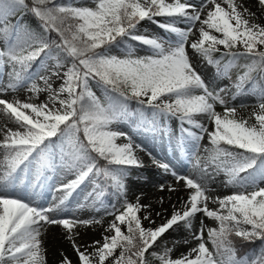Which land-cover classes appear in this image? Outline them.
<instances>
[{
  "label": "snow or ice",
  "instance_id": "obj_1",
  "mask_svg": "<svg viewBox=\"0 0 264 264\" xmlns=\"http://www.w3.org/2000/svg\"><path fill=\"white\" fill-rule=\"evenodd\" d=\"M256 7L264 16V0ZM257 12L238 0H0V113L14 126L0 127V264H47L42 236L53 225L66 231L79 264H264V24ZM144 21L166 35L146 34ZM141 47L147 54H138ZM193 57L213 75L205 78ZM22 89L26 100L2 98ZM227 95L253 96L259 111L240 117ZM121 125L195 159L196 175L154 160L188 192L155 227L143 223L155 224L151 205L127 199L130 169L143 165ZM218 175L235 191L212 196L208 179ZM87 188L85 204L114 220L105 229L111 235L80 246L76 229L99 221L63 214ZM45 190L62 195L42 206ZM179 228L191 237L184 244L198 243L174 257L180 241L169 247L165 234ZM237 239L261 247L241 255Z\"/></svg>",
  "mask_w": 264,
  "mask_h": 264
},
{
  "label": "rangeland",
  "instance_id": "obj_2",
  "mask_svg": "<svg viewBox=\"0 0 264 264\" xmlns=\"http://www.w3.org/2000/svg\"><path fill=\"white\" fill-rule=\"evenodd\" d=\"M190 3L196 4V5H200L202 3V0H189ZM239 3L243 4L245 7H249L251 8V10L253 12H257V7H256V0H238ZM75 3L80 4V5H84V4H88L89 0H75ZM226 7V5H224ZM209 7H211V5H209ZM257 23L260 24H264V16H261L259 12H257ZM28 22L32 25L35 24V21L32 20L31 18H27ZM159 19V18H158ZM142 25L145 29H147V33L148 35H154V34H160V35H166L164 33H162V31L157 28L154 24H151L147 21L142 22ZM222 48V46H221ZM223 50V49H222ZM115 54L119 55V52H116ZM139 55H145L147 54V50L144 48H140ZM194 63L197 67V70L205 77V78H209L213 75L214 69L211 66H208L206 64V62H204L202 60V58L198 59L196 57H193ZM229 83L228 80L224 79V80H219L217 81V87H223L224 85H227ZM97 94H100V91L97 90ZM30 94L26 91V90H19L16 93H8L7 95L3 96L2 98L4 99H19V100H26L27 97ZM44 99V96L41 95L39 97V99H34L32 102H36L39 103L40 101H42ZM228 100V104L230 107H236L237 109V115L240 117H244V118H248L252 115L253 112L259 111L258 107H257V101L255 99V97L253 96H238L235 100H233L231 98V96H229V98H226ZM218 112H223V108L220 106H217L216 109ZM253 122V121H250ZM171 128L173 130V134H175L178 129H177V125L175 121L171 122ZM122 128V130L129 132V134L132 136V139L134 141V144L137 145L138 147L136 148V153L139 157V159H141V155L144 153V147L142 145V142L144 140L155 143L156 142V147L155 150L152 153H149V160L154 163L155 161H160V162H165V163H169L171 165V167L173 168L174 163H177V161H184L187 165H188V173L187 172H183L181 174H192V175H196L198 173L197 169H194L192 167V163L195 162V159L193 158L192 163L189 162V159L187 156L181 154L180 152L169 148L168 145V141L167 139H161L159 137H153L151 134H147V133H138V132H134L131 131L129 127L125 126V125H121L120 126ZM208 144V138L207 136H205V139L202 141V146H201V151L197 153V156L203 158L205 156V153L203 151V145H207ZM143 149V150H141ZM143 166L142 167H138L142 170V172L144 173V176H139L137 173L132 174L131 176H128L127 178V186H128V192H127V199L130 202H136L137 201V197L135 196V190L134 188L136 186L138 187H144L148 184V182L152 179V177L154 175H156V169L158 170H163L159 167H157L156 169H153L151 167H149L145 162H142ZM204 163V160L201 159V164ZM156 164V163H154ZM145 165V166H144ZM209 171H211V169H209ZM164 172V170H163ZM166 173V172H165ZM74 177L72 176H68L66 179H72ZM213 179H208V185L209 187L212 189V196H219V197H223L226 195L231 194L233 191H235V189L225 186L224 184V180L225 177L223 175H218L215 177V183H212ZM264 186V185H261ZM83 187V186H82ZM47 191V193H46ZM78 191L80 192V190L78 189ZM91 191V188H87L85 189V191H83L82 193L88 197V192ZM165 192V196H166V191L164 189ZM81 193V192H80ZM175 192H171V193H167V196H170L171 194H174ZM62 195L61 192H53L51 190H45L42 198L40 199L39 203L42 206H51L52 204H54L56 201H54L52 199L53 196L59 198ZM188 196V192L187 190H184V192H180L178 191L176 193V200L178 201L179 199L183 198V197H187ZM171 199L172 196L170 197ZM88 199L90 200L91 198L88 197ZM114 198L112 197L113 201ZM139 200V199H138ZM176 201V202H177ZM139 203H141L142 205H144L142 203L141 200H139ZM106 204V203H105ZM117 207H119V202H116ZM107 205V204H106ZM173 205H176L174 202L170 204H168V207L166 209H164L165 211L167 210V212L164 213V217L160 218L158 221L156 219H158L159 215L157 218H154L151 214V219L155 221V224L150 225L148 221H143L144 226L145 227H155L159 224H162L165 220L166 217H170V215L173 212ZM69 206H70V210L74 207H76V204L73 202H69ZM210 207H218V205H213L210 204ZM177 208H180V206L178 207L176 205ZM77 208L80 209V207L77 206ZM148 212H150L147 209ZM104 213L103 218H102V223L104 224L102 227V231L101 232H97V233H90V229L92 228V225H88V226H82V227H78L76 229L77 232H79V235L75 237V243L77 245L80 246H90L93 244L94 241L97 240H102V236L103 235H111L112 233L110 232H105V229L109 226V224L114 220V216L112 215H107L105 212L104 208H100L99 211H97L95 208L91 207V206H87L84 207V209L80 210L81 213V218L82 220H86V219H95L97 221H99L98 219L95 218V214L96 213ZM66 213H71L66 212ZM160 215L163 213V210L159 211ZM72 216V215H70ZM75 217V215H73ZM205 225L209 226V227H215L216 223L214 221L205 219L204 220ZM199 224V220L196 221V223L194 224V230L195 228L198 226ZM96 231V230H93ZM60 233V234H58ZM67 233L66 231H55V232H51L48 236H52L50 242L47 243V248H46V252H45V256H46V261L47 264H62V253L69 257L72 261L73 264H79L78 259H77V253L75 252L74 248H73V243L72 241H70L67 238ZM165 237H167V244L169 247L173 246V243L175 241H180V243L176 246L175 251L173 252V256H179L181 253H186L191 247H194L198 241L192 240V242L190 244H184L183 243V239L184 238H189L191 239L188 231L186 229L183 228H179L177 229L176 232L168 234H165ZM205 238H207V234L205 233ZM161 239H164V237H162ZM209 247H211V245L209 244ZM93 250L92 247H88V251L91 252ZM107 264V262H106Z\"/></svg>",
  "mask_w": 264,
  "mask_h": 264
},
{
  "label": "bare ground",
  "instance_id": "obj_3",
  "mask_svg": "<svg viewBox=\"0 0 264 264\" xmlns=\"http://www.w3.org/2000/svg\"><path fill=\"white\" fill-rule=\"evenodd\" d=\"M5 124H8L9 127H14L7 119V117L5 115H3L2 113H0V127H3ZM142 145L144 147V153L141 155V162H145L149 167L156 169L158 166L157 164L152 163L149 160V153H152L155 150L156 142L152 143L149 141L144 140L142 142ZM143 165V163H142ZM145 166V165H144ZM173 169L176 170L178 173H183V172H187L188 173V165L184 162V161H177V163H174L173 165ZM215 183V180H212V183ZM183 182H180V184L177 183V180L175 177H173L170 173H165L163 172V170H158L156 169V175H154L152 177V179L148 182V184L146 186H136L134 188L135 193H136V197L142 201V203L144 205H151V207L148 209L150 211V213L152 214V216L154 218H157L158 215L157 213H159L160 210H163V213L161 215H159L158 219H156L157 221L160 218H163L165 215L164 213L167 212V210L165 211L164 209H166L168 207V204L174 202L178 207L181 206V199H179L178 201L176 200V193L178 191L180 192H184V190L181 187ZM160 185H164V189L167 193H171L170 191H168L169 187H173L176 188L177 191H175L174 194H171L170 196H165V192L160 190ZM47 193V191H46ZM172 196L173 199H171L170 197ZM85 198L86 196L81 192H79L77 190V193L73 194V198H70V202H73L76 204V207L72 208L70 210L71 213H64L63 215L65 217H68L70 215H75V217L79 218L82 220L81 218V213L80 210L84 209V207H87L88 205L85 204ZM161 198H163V202H161ZM183 199H187V197H183ZM177 201V202H176ZM78 204H85L84 207H80L77 208ZM104 213H96L95 214V218L99 220V223H93L92 228L90 229V233L93 234L94 232H101L103 229V223H102V218H103ZM82 227V226H80ZM96 230V231H93ZM55 231H64L62 229L61 226H48L46 228V230H44V234L42 236V239L44 240V248H47V243L50 242L51 237L52 236H48L51 232H55ZM60 234V233H58Z\"/></svg>",
  "mask_w": 264,
  "mask_h": 264
},
{
  "label": "trees",
  "instance_id": "obj_4",
  "mask_svg": "<svg viewBox=\"0 0 264 264\" xmlns=\"http://www.w3.org/2000/svg\"><path fill=\"white\" fill-rule=\"evenodd\" d=\"M32 20H34L32 17H29ZM34 27L36 26V22L33 25ZM218 55V54H217ZM230 95H227L226 98H229ZM131 106L134 108L135 105V101H132ZM137 173L139 176H144V173L142 172V170L138 167H133L130 169V174L129 176H131L132 174ZM112 197L109 196L105 199V203L108 204L109 202H112ZM237 246L240 249V254L243 255L245 252H247L249 255H252V250L255 249H259L261 247V242L260 241H256L254 243H249V242H242L239 239L236 240ZM151 251V250H150Z\"/></svg>",
  "mask_w": 264,
  "mask_h": 264
}]
</instances>
